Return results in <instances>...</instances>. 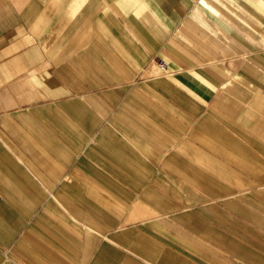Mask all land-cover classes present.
Listing matches in <instances>:
<instances>
[{"label": "crops", "instance_id": "obj_1", "mask_svg": "<svg viewBox=\"0 0 264 264\" xmlns=\"http://www.w3.org/2000/svg\"><path fill=\"white\" fill-rule=\"evenodd\" d=\"M0 264H264V0H0Z\"/></svg>", "mask_w": 264, "mask_h": 264}, {"label": "built area", "instance_id": "obj_2", "mask_svg": "<svg viewBox=\"0 0 264 264\" xmlns=\"http://www.w3.org/2000/svg\"><path fill=\"white\" fill-rule=\"evenodd\" d=\"M159 66H160L162 69L166 70L167 67H168V63H167L166 61H160V62H159Z\"/></svg>", "mask_w": 264, "mask_h": 264}]
</instances>
